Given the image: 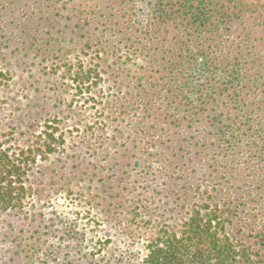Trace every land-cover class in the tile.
Instances as JSON below:
<instances>
[{
	"label": "rangeland",
	"instance_id": "1",
	"mask_svg": "<svg viewBox=\"0 0 264 264\" xmlns=\"http://www.w3.org/2000/svg\"><path fill=\"white\" fill-rule=\"evenodd\" d=\"M45 132L0 264H146L205 204L264 264V0H0V145Z\"/></svg>",
	"mask_w": 264,
	"mask_h": 264
},
{
	"label": "trees",
	"instance_id": "2",
	"mask_svg": "<svg viewBox=\"0 0 264 264\" xmlns=\"http://www.w3.org/2000/svg\"><path fill=\"white\" fill-rule=\"evenodd\" d=\"M240 56H236L239 60ZM224 61L229 81L223 84L232 97L246 77L236 78ZM241 97L244 88H240ZM58 139L45 132L28 149H9L0 145V212L21 210L30 194L29 176L38 159L55 152ZM231 220L219 207L205 204L195 209L180 228L162 230L148 244L146 264H263L251 248L231 237Z\"/></svg>",
	"mask_w": 264,
	"mask_h": 264
}]
</instances>
